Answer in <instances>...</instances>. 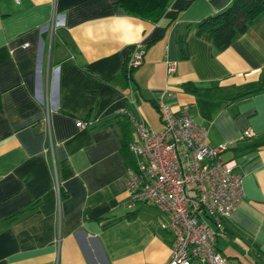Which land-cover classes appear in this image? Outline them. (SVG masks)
Returning a JSON list of instances; mask_svg holds the SVG:
<instances>
[{
    "label": "crops",
    "instance_id": "0c3cea01",
    "mask_svg": "<svg viewBox=\"0 0 264 264\" xmlns=\"http://www.w3.org/2000/svg\"><path fill=\"white\" fill-rule=\"evenodd\" d=\"M116 1L0 0V264L167 260L174 236L162 226L166 215L127 188L132 159L123 143L137 131L119 112L150 126L156 108L162 129L161 103L187 106L211 144H228L222 154L236 160L244 194L215 245L232 264H264V145L234 149L247 130L264 136V90L234 100L184 87L218 81L225 94L259 80L264 11L220 50L195 23L232 0H172L155 18ZM138 48L144 61L129 83L123 67Z\"/></svg>",
    "mask_w": 264,
    "mask_h": 264
},
{
    "label": "built area",
    "instance_id": "2783aa9c",
    "mask_svg": "<svg viewBox=\"0 0 264 264\" xmlns=\"http://www.w3.org/2000/svg\"><path fill=\"white\" fill-rule=\"evenodd\" d=\"M143 61L144 49L138 48L127 64L138 67ZM167 69L174 73L176 62L168 61ZM160 110L161 130L150 127L144 116L119 110L137 131V139L128 144L135 157L126 180L131 199L163 212L167 219L162 226L174 236L171 255L160 264H232L215 242L224 231V219L244 194L237 162L222 157L228 144H211L207 130L195 123L187 106L174 109L161 103Z\"/></svg>",
    "mask_w": 264,
    "mask_h": 264
},
{
    "label": "trees",
    "instance_id": "16d2710c",
    "mask_svg": "<svg viewBox=\"0 0 264 264\" xmlns=\"http://www.w3.org/2000/svg\"><path fill=\"white\" fill-rule=\"evenodd\" d=\"M171 1L172 0H118L116 1V5L123 7L124 10L131 15L142 18H155L161 15V13L170 4ZM263 11L264 0H232L230 5L225 9L210 14L200 21L196 22V31L200 35L204 32H208L213 45L216 48L223 50L227 48L237 36L246 32L249 29L250 25L261 15ZM188 25L190 26L191 24ZM179 41L181 43V53L183 57H186L187 52L184 45V36H180ZM136 68L137 67L129 68L127 62L123 67L124 76L126 80L129 81V83H131L132 73ZM184 87L189 91L202 93L209 96H217L218 94H222L227 95L234 100H237L249 96L253 93L263 91L264 74L259 80L250 81L244 85L239 86L237 91H233L231 89L225 94L222 93V91L225 90V87L223 88L218 81L214 82L213 85L208 88L197 87L192 82H185ZM1 106L2 94L0 92V108ZM129 142L130 141L128 138L124 139L123 151L128 159H132L129 164L131 165L135 162V157L129 150ZM263 145L264 136L258 137L245 133L243 138L237 143L234 149L236 153L242 154L248 151L257 150ZM236 170L238 171V169ZM25 210L26 208L21 210V212H24ZM16 214L13 215L12 218H14ZM228 219L229 218L224 219L225 228L223 233H225L227 230Z\"/></svg>",
    "mask_w": 264,
    "mask_h": 264
},
{
    "label": "rangeland",
    "instance_id": "374dc122",
    "mask_svg": "<svg viewBox=\"0 0 264 264\" xmlns=\"http://www.w3.org/2000/svg\"><path fill=\"white\" fill-rule=\"evenodd\" d=\"M152 108L154 109L155 107H152ZM154 113H156L157 115H154L153 117H151V122L149 120L150 126L154 130H161V128L158 127L160 125V120H159V117L157 118V116L159 115V113H158V111H157L156 108L154 109ZM230 155H231L230 152H226V153H224V155L222 154V157L225 158V159H227L228 157H230ZM147 208H148V210L150 212H153V213H158L159 212L158 209L156 207H154L153 205H151V204H148L147 205Z\"/></svg>",
    "mask_w": 264,
    "mask_h": 264
}]
</instances>
